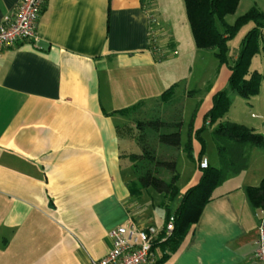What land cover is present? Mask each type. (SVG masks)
Listing matches in <instances>:
<instances>
[{"label":"crops","instance_id":"0c3cea01","mask_svg":"<svg viewBox=\"0 0 264 264\" xmlns=\"http://www.w3.org/2000/svg\"><path fill=\"white\" fill-rule=\"evenodd\" d=\"M19 2L0 0V23ZM156 5L157 0H47L36 39L0 56V264H92L110 252L116 227L134 221L164 230L162 200L164 222L155 225L139 200L145 192L130 193L136 178L130 156L137 153L138 137L151 129L140 131L137 124L161 120L166 125L158 141L170 127L181 133L182 146L175 148L183 150V131L187 125L188 140L194 113L187 124L186 103L176 91L164 95L172 86L158 93L159 100L142 103L141 87L155 75L160 80L165 55ZM151 14L160 26L152 24ZM152 29L158 51L152 49ZM232 65L220 68L222 83L196 109L195 131L229 82ZM154 107L163 115L147 116ZM252 117L262 123L239 124L264 135V113ZM201 151L194 138L196 169L183 187L179 181L171 210L198 184L206 158ZM263 177L264 148L252 147L247 170L228 176L180 248L160 264H259L256 241L264 211L252 208L246 188L259 186ZM153 254L155 263L163 253Z\"/></svg>","mask_w":264,"mask_h":264},{"label":"trees","instance_id":"16d2710c","mask_svg":"<svg viewBox=\"0 0 264 264\" xmlns=\"http://www.w3.org/2000/svg\"><path fill=\"white\" fill-rule=\"evenodd\" d=\"M240 2L241 0H184L187 19L196 47L202 50H215L220 68L229 63V41L249 24L253 23L255 26L248 31L243 39L241 50L231 67L232 74L228 88L214 95L213 107L205 117L206 124L197 131L194 130L197 110L194 112L189 127L188 140L183 146L188 158L196 162L194 138H199L202 144L200 154L202 158L205 152V140L202 138V134L208 126L216 125L213 138L216 143L219 167L210 165L207 169L201 170L202 175L198 184L189 188L182 195L178 208L172 213L170 204L180 196L178 185L180 174L176 161H156L159 167L171 172L169 181L148 170L145 173H136L134 166L136 179L129 184L131 195L140 197L144 192L153 190L164 199L162 207L166 210V225L152 245V253L156 249H160L163 254L160 260L154 264L166 261L180 248L193 226L200 221L206 206L213 201L216 190L225 183L228 176L247 170L250 161V148H264V135L239 123L223 122L232 106L230 94L252 98L260 93L263 81L261 73L252 71V63L254 58L264 50V13L259 8L253 7L237 18L234 24H229L227 17L236 13ZM171 91L174 90L171 89ZM164 95L167 97L173 94L168 90ZM164 125L166 124L161 120H151L140 122L137 127L140 131H144L146 127L159 131ZM159 141L171 147L182 146L181 133L177 130L160 134ZM130 159L136 163L141 160L136 155H131ZM246 195L252 208L264 211V177L259 186L247 187ZM172 218L174 228L168 232L167 224Z\"/></svg>","mask_w":264,"mask_h":264},{"label":"rangeland","instance_id":"374dc122","mask_svg":"<svg viewBox=\"0 0 264 264\" xmlns=\"http://www.w3.org/2000/svg\"><path fill=\"white\" fill-rule=\"evenodd\" d=\"M156 6L158 8L157 15L160 17L161 23L160 45L165 55L164 58H161L163 63L160 67L162 70L160 80L155 75L150 82L146 81V84L141 87V90L146 94V98H144L145 100L142 103L147 104L151 101L155 102L159 100L161 95L158 96V93H164L172 86L175 88L173 90L177 93L178 101L186 103L185 120L188 124L191 115L208 99L210 91L222 83L223 75L220 76L219 74L220 67L215 50H202L196 47L187 19L184 0H157ZM253 7L259 8L264 13V0H241L238 10L235 14L227 17V22L234 24L237 18L247 13ZM160 23L158 20L156 26H160ZM254 26L253 23L249 24L234 39L229 41V65L234 63V58L241 50L245 35ZM219 28L221 30L220 24ZM252 71H258L263 75L260 93L254 96V98H244L241 95L231 93L232 106L224 117L223 122H247L254 125L262 123V120L254 119L252 116L253 114H257L258 111H260V114L264 113V50L254 58ZM228 85L227 83L224 88L227 89ZM174 91L170 90V93ZM185 92L190 94L186 97V101L181 98ZM171 96L168 95L167 97L170 98ZM154 108L155 111L153 109L150 110L147 116H151L157 112L159 115H163L159 107ZM164 115L166 114L164 113ZM205 124L206 121L204 126ZM215 128L216 125L208 126L204 131L205 152L203 156L212 165L219 167L216 143L213 138ZM187 129L186 125L183 131V142L187 141ZM159 131L147 129L146 135L138 137V148L136 145L134 146L137 153L132 154L141 158L138 163L133 162L136 173H145L148 170L158 177L169 181L172 175L171 172L159 167L156 161H170L168 157L172 155L171 157H174L173 160L178 164L177 170L181 174L180 187H183L195 171L196 163L191 161L181 148L160 144L157 137ZM171 131L170 127L169 129L161 130L162 133H170ZM152 158H155V160H152ZM199 168L200 170H204V168L200 167V164ZM160 196L155 191L149 190L139 199L140 203L144 206L145 215L147 218L152 219V224L155 225L164 222L165 211L159 205L160 200L163 202L164 199L162 196L160 198ZM172 209L173 212L176 207L172 206Z\"/></svg>","mask_w":264,"mask_h":264},{"label":"built area","instance_id":"2783aa9c","mask_svg":"<svg viewBox=\"0 0 264 264\" xmlns=\"http://www.w3.org/2000/svg\"><path fill=\"white\" fill-rule=\"evenodd\" d=\"M46 2L47 0H20L15 11L4 17L0 23V56L8 47L36 39L38 22ZM150 19L152 24L157 25L158 19L154 15L151 14ZM150 32L152 49L157 51V33L153 29ZM208 166V159L201 160V168ZM173 228L172 218L167 224V231L171 232ZM159 234L156 227L140 226L134 221L116 227L110 233V252L101 260H93L92 264H154L152 245ZM256 259L259 264H264V218L261 220L256 241Z\"/></svg>","mask_w":264,"mask_h":264}]
</instances>
